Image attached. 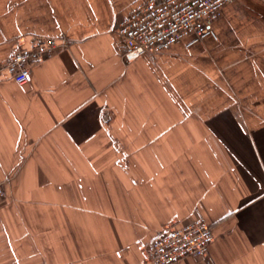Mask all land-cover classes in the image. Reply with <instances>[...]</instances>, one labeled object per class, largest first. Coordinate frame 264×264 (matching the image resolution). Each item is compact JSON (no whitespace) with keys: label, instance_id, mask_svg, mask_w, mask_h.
<instances>
[{"label":"crops","instance_id":"0c3cea01","mask_svg":"<svg viewBox=\"0 0 264 264\" xmlns=\"http://www.w3.org/2000/svg\"><path fill=\"white\" fill-rule=\"evenodd\" d=\"M140 1L0 0V264H155L196 218L214 240L176 264H264V0L129 61ZM34 37L65 46L21 84L2 66Z\"/></svg>","mask_w":264,"mask_h":264},{"label":"built area","instance_id":"2783aa9c","mask_svg":"<svg viewBox=\"0 0 264 264\" xmlns=\"http://www.w3.org/2000/svg\"><path fill=\"white\" fill-rule=\"evenodd\" d=\"M231 0H142L118 16L116 29L124 39L123 55L129 61L146 52H159L185 37L189 44L215 36L211 27L224 4ZM65 42L53 37H34L29 44L19 39L18 48L2 68L18 83H27L32 67L54 55ZM6 190L0 184V200ZM214 240L212 226L203 218L155 235L147 243L148 257L155 264H176L184 257L203 256Z\"/></svg>","mask_w":264,"mask_h":264}]
</instances>
